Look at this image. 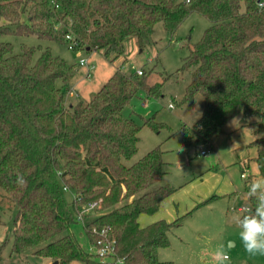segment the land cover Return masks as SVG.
Here are the masks:
<instances>
[{"label":"trees","instance_id":"obj_1","mask_svg":"<svg viewBox=\"0 0 264 264\" xmlns=\"http://www.w3.org/2000/svg\"><path fill=\"white\" fill-rule=\"evenodd\" d=\"M260 3L264 0H0V189L16 209L10 254L54 264H117L85 251L69 230L78 221L71 207L96 201L101 213L84 222L91 241L90 228L106 226L122 264H176L159 259L158 250L168 246L169 230L181 223L179 217L144 226L138 221L175 190L162 181L169 163L159 145L131 162L141 126L122 110L141 91L161 94L163 82L151 79L152 68L137 74L117 66L89 98L68 101L74 65L49 47L22 43L15 51L2 37L66 43L70 31L78 42L74 50L86 47L113 62L127 39L143 49L153 42L157 24L173 33L190 13L205 16L209 25L177 71L189 73L181 101L202 96L201 115L184 128V142L212 147L211 139L225 133L228 120L240 116L242 127L249 117L264 116ZM144 124L163 126L153 116ZM254 133L248 146L256 149L261 177L264 119ZM64 192L71 193V201ZM247 202L241 215L254 209L255 202Z\"/></svg>","mask_w":264,"mask_h":264},{"label":"rangeland","instance_id":"obj_2","mask_svg":"<svg viewBox=\"0 0 264 264\" xmlns=\"http://www.w3.org/2000/svg\"><path fill=\"white\" fill-rule=\"evenodd\" d=\"M208 25L209 20L196 12L190 13L173 33L157 24L151 44L140 49L131 37L126 40L124 53L113 62H109L99 52H88L86 47L69 49L66 43L42 41L32 35H6L2 39L12 42L15 51L20 50L22 43L49 47L52 53L74 65L77 68L75 78H82L72 80V83L81 96L75 89L69 88L66 93L68 101L89 98L117 66H121V71L125 73L138 68H152L151 79L163 82L161 94L147 96L141 91L131 104L123 108L122 113L131 116L141 126L138 149L131 162L159 145L164 160L169 163L168 173L162 181L175 190L164 198L161 205L165 206L155 214H160L168 222L179 217L181 224L169 230V244L159 249V259L176 264H218L220 258L215 255L216 249L222 242L231 241L227 247L228 259L224 264H264V255L253 256L246 252L239 230L229 222L234 213H242L238 208L246 205L244 194L248 190L249 181L259 177L254 160L256 149L248 144L256 136V122L260 118L264 119V116H251L242 127L240 116L235 117L238 119L235 125L231 123L233 118L228 120L224 127L225 133L214 136L211 139L212 147H206L203 155L200 153L203 143L187 146L184 142V128L194 125L201 115L202 96L196 95L192 102L181 101L189 73H180L177 69ZM56 26L59 27V24ZM81 58H88L94 65L89 75H86V66L79 64ZM166 74L169 77L163 81ZM56 82L60 83L59 80ZM169 103L173 105L172 108L168 106ZM152 116L156 122L163 124L158 130L144 124L145 118ZM242 170L244 178L240 176ZM64 194L71 201V193ZM71 208L75 213L81 211L82 206L76 205V211ZM15 213V207L0 189V264H53L39 257L10 254ZM80 213L83 219L73 223L69 230L85 251L92 252L93 244L84 222L101 211L97 206L87 213ZM150 216L145 214L139 221L144 223V219Z\"/></svg>","mask_w":264,"mask_h":264},{"label":"clouds","instance_id":"obj_3","mask_svg":"<svg viewBox=\"0 0 264 264\" xmlns=\"http://www.w3.org/2000/svg\"><path fill=\"white\" fill-rule=\"evenodd\" d=\"M237 122L238 119L235 117L231 121L233 125ZM179 168L181 170L180 164ZM18 182L23 181L18 178ZM244 197L247 201L255 202L254 209L250 212L246 211L243 215L234 213L229 222L239 230L240 240L248 254L264 255V176L250 181ZM231 243V241L222 242L216 249L215 255L220 258L218 264H224L228 259L227 247Z\"/></svg>","mask_w":264,"mask_h":264},{"label":"built area","instance_id":"obj_4","mask_svg":"<svg viewBox=\"0 0 264 264\" xmlns=\"http://www.w3.org/2000/svg\"><path fill=\"white\" fill-rule=\"evenodd\" d=\"M260 5H264V3H260ZM55 8L58 7L57 4H54ZM65 39L67 43V47L69 49H74L77 45L78 42L74 40L72 34L70 31L66 32L65 34ZM80 65H85L86 66V75H89L90 69L94 67L93 64L90 63V60L88 58H81L79 60ZM137 74H141V68H138L136 70ZM170 108L173 107L171 103L168 105ZM206 147H201L200 153L203 155L206 152ZM242 178L245 177L244 175V170H242V173L240 174ZM64 191H70L67 186L63 187ZM81 211L87 213L91 210H94L97 206L98 203L96 201L89 202L87 204L81 205ZM242 210L247 209L246 207L241 208ZM79 212H76V218L78 221H81L83 219L82 214ZM83 222V221H82ZM90 233L93 236V250L92 253L102 261H108V260H114L115 263L117 264H122L123 263V258L117 257L116 256V242L115 239L111 236L109 228L106 226H103L101 228H97L95 226H92L90 228Z\"/></svg>","mask_w":264,"mask_h":264},{"label":"crops","instance_id":"obj_5","mask_svg":"<svg viewBox=\"0 0 264 264\" xmlns=\"http://www.w3.org/2000/svg\"><path fill=\"white\" fill-rule=\"evenodd\" d=\"M136 70H137V69H136ZM112 72H113V71H112ZM112 72H111V73H112ZM111 73H110V74H111ZM110 74H108V76H109ZM108 76H107V78H108ZM80 78H82V76H79V77H77V78H74L73 80H76V79L79 80ZM107 78H105V80H106ZM105 80H104V81H105ZM104 81H103V82H104ZM69 88H70V90H71V89H75V90H76V86H75L72 82H71ZM76 92L79 94V96H81V93H80L79 91L76 90ZM211 145H212V144H211ZM259 177H260V176H259ZM248 181H249V180H248ZM249 182H250V181H249ZM163 200H164V199H162V200L160 201V203H159V207H158V210H159V209L162 210V208L165 206V204H164V205H161V203H162ZM244 200H245L246 205H245V206H241V207L238 208V210H240V211H242V212H243L244 210H242L241 208H243V207L248 208V202H247V200L245 199V197H244ZM158 210H157V211H158ZM245 210H247V209H245ZM157 211H156V212H157ZM156 212H154V213H152V214H147L148 216H149V215H151V216L145 218V219H144V223H141V222L139 221V219H141L142 217H144L145 214L140 215L139 218H138V221H139L140 225H141V226H144V225L150 224V223H152V222H154V221H156V220L163 219V218H161V215H160V214H158V215L155 214ZM176 218H177V217H176ZM163 220H165V219H163ZM158 252H159V250H158ZM158 257H159V256H158ZM53 264H54V263H53Z\"/></svg>","mask_w":264,"mask_h":264}]
</instances>
